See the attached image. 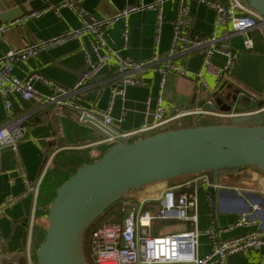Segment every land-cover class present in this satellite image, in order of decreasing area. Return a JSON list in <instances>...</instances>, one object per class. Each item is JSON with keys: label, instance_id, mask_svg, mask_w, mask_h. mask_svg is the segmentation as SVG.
Instances as JSON below:
<instances>
[{"label": "crops", "instance_id": "obj_1", "mask_svg": "<svg viewBox=\"0 0 264 264\" xmlns=\"http://www.w3.org/2000/svg\"><path fill=\"white\" fill-rule=\"evenodd\" d=\"M63 0H33L35 7L28 11L44 10L39 16L26 17V14L11 18L20 19L8 27L0 35V54L10 47H22L32 41L48 38L80 25L79 17L68 7H59L55 13L49 7L58 6ZM94 19H105L117 11L133 5H144L155 0H75ZM226 1V0H223ZM193 32L203 36H219L225 30L215 25V13L212 9L199 4L196 0L186 1ZM179 0H166L162 4V17L157 23V12L153 9H137L127 17L114 20L104 30L106 43L134 60L150 59L154 55L164 54L171 44L172 23L177 15ZM17 9V7H15ZM127 23V42L125 47L122 31ZM158 25V30H157ZM248 34L254 41L251 52L264 54V33L259 28H253ZM93 37L84 34L59 44L53 48L40 51L35 56L14 64V74L25 78L32 72H38L58 85L70 87L77 77L86 69L84 50H90ZM230 42L233 51L239 54L243 51L241 36L232 35ZM203 50L199 49L188 55L180 56L177 62L187 69L189 76L182 78L175 73H168L164 85L163 102L168 101L180 106H190L195 94V105L203 98V91L214 90L215 76L201 70L200 75L208 84V88L200 85V81L193 77L192 72L200 70ZM163 59L159 61L161 64ZM211 61L223 65L225 58L214 54ZM238 59L236 60L237 64ZM235 64V65H236ZM234 65V67H235ZM138 85H128L125 88L124 99L115 98L112 103V129L118 133H128L139 128L144 122L151 123L150 115L145 116L146 100L150 97V107H155V100L159 95L160 76L157 71L147 68L139 74ZM116 80L115 69L112 65L105 68L95 79L93 84L81 91L79 104L85 109H106L110 101L109 86ZM34 88L44 95L53 94V90L46 84L35 81ZM246 87L235 79L232 74L215 97L231 105V119L235 116L256 115V110L249 109V102L241 97L240 90ZM235 101H233V99ZM10 110L4 105L0 96V127L11 120L23 117L25 135L18 142L15 151L5 148L0 154V264H40L34 260L37 249L33 242V227L44 226L46 219H36L35 209L38 188L47 171L54 165V156L62 151L88 149L90 156L100 154L114 142L109 140L106 132L90 123L79 122L76 113L68 107L59 108L56 105H39L33 99L24 100L18 94H10ZM240 103V104H239ZM236 105L237 108H234ZM238 105L240 107H238ZM234 108V109H233ZM125 111V113H123ZM219 112H223L218 110ZM252 112V114H248ZM217 118L199 116L198 118ZM230 119V120H231ZM150 133L131 137L141 138ZM234 183H223L221 173L214 174L220 184L244 188L243 191L233 189L215 191L213 196L215 205L219 207L217 224L229 225L236 221L238 213L244 210L254 211L255 216L264 229V173L254 168L234 171ZM225 175V174H224ZM187 178V175L174 179L144 186L135 190L133 194L139 198L156 197L164 185L172 186ZM207 189L198 188V228L209 224ZM191 226V225H190ZM192 227V226H191ZM247 228H236L224 234V237L238 235ZM157 233L159 231H156ZM173 232V231H172ZM210 250L208 240L199 238L198 256L207 254ZM226 264H264V248L250 249L229 255Z\"/></svg>", "mask_w": 264, "mask_h": 264}, {"label": "built area", "instance_id": "obj_2", "mask_svg": "<svg viewBox=\"0 0 264 264\" xmlns=\"http://www.w3.org/2000/svg\"><path fill=\"white\" fill-rule=\"evenodd\" d=\"M4 0H0L2 2ZM166 0H155L144 5H133L117 11L105 19H94L87 14L84 8L75 0H63L56 7H49L55 13L59 7H68L80 19V25L68 29L48 38L32 41L22 47H10L0 54V96L3 98L5 108L10 110V94H18L24 100L33 99L39 105L52 104L59 108H71L79 122L90 123L103 130L99 125L111 130L113 117L111 115L112 103L115 98L124 99L125 88L128 85H138V74L152 68L159 73V95L155 100V107H150V97L146 100L145 116H151L152 122H144L139 128L128 133H118L128 140L136 135L156 133L161 125H167L176 120L182 121L198 116H233L236 114H223L202 106H180L170 101L163 102L164 85L167 74L172 72L187 78L189 73L180 63L178 57L185 56L199 49L203 50L200 70L192 72L194 78L200 81V85L208 88V84L202 79L201 70L215 76L214 90L203 91L205 103L212 104L219 88H222L231 70L236 64L238 54L233 51L230 42L232 35L241 36V46L244 51L253 50L254 41L248 34L253 28H259L264 33V16L253 9L245 0H196L199 4L212 9L215 13V25L225 30L219 36H203L193 32L191 28V16L187 0H179L177 15L172 23V38L168 50L162 55H154L146 60H134L121 53V49L109 46L104 38V30L114 20L123 17L137 9H153L157 12V23L162 17V4ZM44 10L26 13V17L39 16ZM20 19H9L0 23V35L4 34L8 27ZM157 25V30H158ZM127 23L122 31L124 46L127 42ZM84 34H90L93 41L90 50H84L86 69L77 77L70 87L56 84L38 72H32L25 78H19L14 74V64L17 61H25L40 51L53 48L69 40L79 38ZM220 54L225 58L223 65H215L211 59L214 54ZM163 59L161 64L159 61ZM109 65L115 69L116 80L109 86L110 101L106 109H85L80 106L81 91L93 84L98 75ZM40 81L48 85L53 94L44 95L37 91L33 83ZM241 97L247 96L250 101H259L262 95L244 87L240 90ZM264 111L262 108L256 112ZM125 113V111L123 112ZM252 114V112L248 113ZM23 117L10 121L0 127V154L1 150L8 148L16 150L18 142L25 135V127L22 124ZM104 131V130H103ZM106 132V131H104ZM107 133V132H106ZM108 134V133H107ZM109 140L116 142L115 138L108 134ZM204 186L207 193L209 224L204 228H198V188ZM210 189L215 191L233 189L243 191L244 188L220 184L214 173L204 171L187 176L178 184L164 185L160 194L156 197L146 196L139 198L135 195L127 196L121 210L130 204L128 213L122 218L121 223L101 225L96 228L90 237L91 257L94 264H226V258L234 253L250 249L264 248V229L255 216L254 211L244 210L238 213L236 221L229 225L217 224L219 207ZM154 204L149 208L147 204ZM177 220L189 222L192 230L174 231L166 234L157 233L154 230L155 220ZM236 228H247L244 232L224 237ZM205 237L210 250L203 256H198L199 238Z\"/></svg>", "mask_w": 264, "mask_h": 264}, {"label": "water", "instance_id": "obj_3", "mask_svg": "<svg viewBox=\"0 0 264 264\" xmlns=\"http://www.w3.org/2000/svg\"><path fill=\"white\" fill-rule=\"evenodd\" d=\"M32 1L0 2V23L31 11L35 7ZM245 1L264 16V0ZM237 59L231 74L262 95L257 102L243 97L251 111L260 109L264 105V54L243 50ZM195 94L190 106L196 104ZM206 95L197 102L198 106L213 111L231 110V105L219 96L212 104L205 103ZM195 119L181 124L170 121L161 125L156 133L133 142L98 123L116 142L99 159L79 166L56 189L47 215L46 239L37 251L38 262L87 264L83 252L85 229L132 190L204 171L217 175L224 169L255 167L264 173V111L235 116L230 124L198 126ZM210 191L214 193L213 189ZM129 206L137 207L136 204Z\"/></svg>", "mask_w": 264, "mask_h": 264}, {"label": "trees", "instance_id": "obj_4", "mask_svg": "<svg viewBox=\"0 0 264 264\" xmlns=\"http://www.w3.org/2000/svg\"><path fill=\"white\" fill-rule=\"evenodd\" d=\"M198 117H196L195 119L196 125L198 126L218 124L217 122H213L211 118H205V117L198 118ZM152 134L153 133H151L150 135ZM135 140H137V138L129 139L130 142H133ZM108 149H104L100 154L96 156H90L88 149L62 151V152L57 153L54 156V165L51 168L47 169V171L45 172L41 180L39 188H38L35 218L36 219L45 218L46 224L44 226L35 225L33 227V242H34V245L36 246L37 251L41 243L46 239L47 215L49 211V206L52 200L54 199V197L56 196V189L59 187V185L63 181H65L69 176L74 174L76 169L79 166L94 162L95 160L99 159ZM248 168L250 169L254 168L255 170H257L255 167H240V168H235V169L220 170L218 173L231 172V171H237V170L248 169ZM211 173H214V172L211 171ZM174 178H177V177H174ZM124 201L125 200L122 197L116 202H114L104 212H102L96 220H94L85 229L83 233V252H84V257H85L87 264H94L93 259L91 257V250H90V237L92 235V232L96 228L102 225L101 220L110 211L112 210H115V212L122 211L121 207ZM33 258L34 260L38 262L37 255L34 254Z\"/></svg>", "mask_w": 264, "mask_h": 264}, {"label": "rangeland", "instance_id": "obj_5", "mask_svg": "<svg viewBox=\"0 0 264 264\" xmlns=\"http://www.w3.org/2000/svg\"><path fill=\"white\" fill-rule=\"evenodd\" d=\"M229 78H230V76L227 77V79H229ZM232 104H233V102H230V105H232ZM238 107H240V106L238 105ZM234 108H237L236 105L234 106ZM225 113L226 114H228V113L231 114L232 110L224 111L223 114H225ZM212 117H217V118H211V119L213 120V122H217L218 124H230L231 123V120H230L231 116H228V115L227 116L226 115L212 116ZM224 174L223 173L220 174V176L222 178L221 181L223 183L229 184V183H234L233 179H234L235 175L237 176L238 173H235L234 171H231V172H225ZM187 176H189V175H187ZM144 188L145 187H142V189H144ZM134 191L135 190H132V191L128 192L126 195H124L123 196L124 200H125V198L127 196H130V194H133ZM147 206L149 208H151V207L154 208V204H152V203L147 204ZM130 208L131 207L126 206V207H124L123 211H117V212H115V210L110 211L101 220V224L102 225H109V224L116 223V222L117 223H121L122 218L128 213ZM154 230H155V232L159 231L158 233L166 234V233H170L172 231L174 232V231H182V230H192V227L190 226V223L186 222V221H177V220H174V219H172V220L163 219V220H155L154 221Z\"/></svg>", "mask_w": 264, "mask_h": 264}]
</instances>
